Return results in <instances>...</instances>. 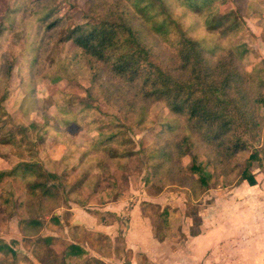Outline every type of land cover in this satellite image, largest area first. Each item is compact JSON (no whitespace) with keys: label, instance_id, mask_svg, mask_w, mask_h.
<instances>
[{"label":"rangeland","instance_id":"1","mask_svg":"<svg viewBox=\"0 0 264 264\" xmlns=\"http://www.w3.org/2000/svg\"><path fill=\"white\" fill-rule=\"evenodd\" d=\"M18 1L24 6L19 12H15L12 30L8 32L5 42L2 41L3 45L0 46V96L3 97L1 106L7 113V116L0 118V140L12 135L19 139L23 135L22 132L26 136L23 142H15L20 146L0 143V169H9L22 160L36 161L45 171L56 173L57 182L60 184L51 194L45 195L40 191L30 194L26 188V181H21L19 177L7 178L0 183V196H8V199L9 195L13 197V201H8V205L3 204L0 199V244L5 243L7 246L0 250V264H31L33 260L41 264L51 258L65 263L67 259L70 261L69 258H72L67 243L60 239L67 235V229L70 232V229H73L70 222L72 212L67 208L75 207L78 214L88 211L97 215L99 211L97 208L103 199L113 198L125 192L128 197L132 196L123 207L125 212H128L131 204L135 203L134 200L141 202L143 192L139 190L150 166L145 151H154L163 145L164 140L157 141L156 147L152 144L157 140L155 134L162 128V121L172 116L163 102H143V108L138 106L135 108L136 111L129 108L128 102L133 100L132 90L127 94L110 97L108 96L110 89L102 87L99 90H92L89 95L92 67L88 70L86 63L83 66L76 63L72 65L71 72L62 70L63 60L59 58L65 57L66 51L74 48L71 42L59 47L55 45L50 54H43L31 69L25 66L15 67L5 91L6 84H2L5 60L9 50L17 45L12 44L16 40L19 42V36L17 37L15 32L22 31L25 35L29 24L35 27L37 21L33 13L36 9L55 7L57 14L67 17L70 23L78 24L87 20L94 21V17L90 16V7H103L110 0ZM188 1L163 0L170 18L175 22L178 35L200 38L208 47L216 43L228 46L240 42L243 44L241 48L243 51L236 57L235 64L238 70L245 68L249 71L255 65L259 67L264 65L263 48L254 33L258 22L250 20L261 9L264 0H212L210 7L217 8L220 15L232 13L233 15H229L230 20L234 17L239 21V29L227 30V34H223L224 31L220 27L207 28L204 17L199 12L187 8ZM204 3L200 5L205 7ZM2 7H5V4L0 2V22L4 14L1 12ZM61 32L62 29L56 34L54 41ZM51 36L50 31L44 33L39 54L42 53V49H47L49 45L45 44ZM259 36L264 39V29ZM162 40L158 41L162 57H170L174 47L165 39ZM101 76L114 85L109 74L102 72ZM138 105H142V102ZM260 113L264 116V107ZM0 115H3L2 112ZM30 124L34 125L32 129L29 128ZM25 129L28 130L24 131ZM115 131L119 133L117 138L105 142L104 146L94 140L97 134L105 138ZM263 137L264 127L254 139L260 142L247 138L250 146L238 152L228 163L226 181L237 182L249 155L257 149L262 158L260 160L254 158L250 170L255 176L259 175L260 182L264 183L262 152L264 147H260ZM97 138L99 139V136ZM26 140L30 141L28 146H25ZM111 150L118 154L115 158L110 157ZM202 150L195 146L186 153L180 165L182 169L168 172L167 166L161 167L160 173L156 176L160 182L153 180L148 184L153 192L172 191V195L181 197V200L175 203L177 209L175 212L181 211L178 231L189 222L194 226L201 225L203 222L201 213H205L204 216L207 218L209 207L210 211H215L219 215L224 211L222 203L227 200H238L240 196H255L259 193L257 188L244 190L233 184H230L231 186L213 184L209 191L197 198L192 197L187 188L191 156ZM127 152L128 156H120ZM206 161L202 159L203 166H206ZM188 192L190 199L186 197ZM135 196L137 198H134ZM158 207L159 205L151 206L153 227L157 231L160 225L165 223L159 215L161 212ZM166 212L168 214L167 210ZM30 220L37 222L29 223ZM47 235H54V238L51 240ZM82 237L85 238L86 235ZM47 238L48 240L43 242V239ZM92 239L95 242L96 237L91 236L90 240ZM77 242L79 243V239ZM49 244L52 248L48 247ZM83 257L78 255L76 258Z\"/></svg>","mask_w":264,"mask_h":264},{"label":"trees","instance_id":"2","mask_svg":"<svg viewBox=\"0 0 264 264\" xmlns=\"http://www.w3.org/2000/svg\"><path fill=\"white\" fill-rule=\"evenodd\" d=\"M0 2L5 4L0 22L2 46L5 36L12 30L15 12H19L24 4L18 0ZM211 2L189 0L187 8L199 12L209 29L220 27L223 34H227V30H238L239 21L234 17L232 20L229 18L233 14L220 15L217 8L210 7ZM203 3L205 7L200 5ZM90 8L94 21L78 24L70 23L67 17L57 14L55 7L36 9L33 13L37 21L35 27L29 24L25 35L22 31L15 32L19 42L16 40L12 44L17 43L14 49L9 50L5 60V76L2 77V84H6L4 90L7 91V83L15 67L31 69L43 54L49 55L55 45L59 47L71 42L74 48L67 50L65 57L59 58L63 60L62 70L71 72L72 65L76 63L80 66L86 63L88 70L92 67L89 95L92 90L102 87L110 89V97L132 90L133 100L128 102L129 108H143V102H163L172 116L162 121V128L155 134L157 140L152 144L156 147L157 141L164 140L163 145L154 151H145L150 161L143 180L145 184L153 180L160 182L156 176L161 167L167 166L168 172L182 169L183 157L195 146L203 150L191 156L187 188L192 197H199L213 184L231 186L241 181L255 184V174L250 167L254 158H262L259 150L254 149L249 155L237 182L226 181V167L238 152L248 149V137L259 141L254 139L264 127V116L260 113L264 107V65H255L249 71L245 68L238 70L235 61L243 51L240 42L228 46L216 43L208 47L200 38L178 35L163 0H110L103 7ZM48 31L52 36L45 46H49L39 54L42 38ZM162 39L174 47L170 57H162L158 47V41ZM102 72L112 77L110 80L113 79L114 85L102 78ZM2 98L0 96V112L3 114L0 118L7 116L1 106ZM136 102H142V105H135ZM33 126L30 124L29 128ZM22 134L19 139L12 135L0 140V143L20 146L15 142L25 140L26 135L24 132ZM118 135L116 131L105 138L97 134L99 139L96 136L94 140L104 146L105 142L115 140ZM29 142L26 140L25 146ZM262 146L264 137L263 143H260ZM117 155L111 150L110 157ZM128 155V152L120 154L121 157ZM202 159L207 160L206 166L202 165ZM13 177L26 181L30 194L38 191L51 194L60 184L56 173L45 171L36 161L22 160L9 169H0V183ZM0 199L5 205L13 201L10 195L9 199L8 196H0ZM71 246L77 248L76 245ZM5 247V243L0 244V250Z\"/></svg>","mask_w":264,"mask_h":264},{"label":"crops","instance_id":"3","mask_svg":"<svg viewBox=\"0 0 264 264\" xmlns=\"http://www.w3.org/2000/svg\"><path fill=\"white\" fill-rule=\"evenodd\" d=\"M252 17L254 18L250 20L258 22L254 33L264 52V39L259 38L264 29V4ZM258 176H255L256 183L253 185L246 181L233 185L244 190L257 188V195L227 200L222 203L224 211L219 215L210 211L209 207L207 218L205 213H201V225L194 226L189 222L179 231L178 219L181 218V211L175 212V203L181 200V197L172 195V191L153 192L149 185L144 183L139 190L143 192L141 202L144 204L134 200L135 203L131 204L128 212H125L123 207L132 196L129 193L128 197L126 192L103 199L97 208V215L88 211L78 214L75 207L67 208L72 212L70 222L73 229H70L71 232L67 229V235L60 239L67 243L72 258L63 263L264 264V183L260 182ZM209 190L210 188L207 191ZM186 197L190 199L189 192ZM152 205H159V215L162 221H165L158 231L153 227ZM168 218L170 223H166ZM82 235L86 237L83 238ZM47 236L51 240L54 238V235ZM91 236L96 237L95 242L90 240ZM47 240L48 238L43 239V242ZM71 245H76L77 248L73 249ZM48 247L52 248V245L49 244ZM78 255L84 257L77 259ZM54 260L51 258L41 264H63ZM31 262L40 264L35 260Z\"/></svg>","mask_w":264,"mask_h":264}]
</instances>
